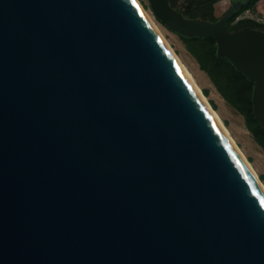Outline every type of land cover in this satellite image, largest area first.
<instances>
[{"label":"water","instance_id":"1","mask_svg":"<svg viewBox=\"0 0 264 264\" xmlns=\"http://www.w3.org/2000/svg\"><path fill=\"white\" fill-rule=\"evenodd\" d=\"M149 1L264 130V29ZM0 264H264V194L134 0H0Z\"/></svg>","mask_w":264,"mask_h":264},{"label":"rangeland","instance_id":"2","mask_svg":"<svg viewBox=\"0 0 264 264\" xmlns=\"http://www.w3.org/2000/svg\"><path fill=\"white\" fill-rule=\"evenodd\" d=\"M148 11L168 46L184 65L206 101L219 116L228 135L243 154L264 186V134L247 116L251 89L223 59L215 60V39H189L165 25L154 13L149 0H139ZM261 4L264 0H260ZM225 1L220 13L228 7ZM256 12L246 13L264 22V4ZM244 17L242 14L238 17Z\"/></svg>","mask_w":264,"mask_h":264},{"label":"trees","instance_id":"3","mask_svg":"<svg viewBox=\"0 0 264 264\" xmlns=\"http://www.w3.org/2000/svg\"><path fill=\"white\" fill-rule=\"evenodd\" d=\"M257 1L258 0H233L232 4H231V6L229 7V10H228V11L232 10V15L229 17V19L227 21L228 30H233L235 28L243 27V26H250V27H253V28L264 29V22H260V21H257L255 19H253V18H249V17H243V18L237 19L239 17V15L244 10H246V9L252 7L253 5H255V3ZM188 17H196V14L190 15ZM203 17L205 19H208V20H211V21H215L217 19V17L212 16V14L205 15ZM181 36L184 37V38H189V39H206V38L214 39L213 37H200V36L188 37V36H185V35H181ZM212 56H213V58L215 60H221V59L225 60L232 67V69L242 77L243 81L247 85H249V87L251 89V92H250V96H249V99H248L247 116L254 121L256 127L264 134V130H263V127H262L259 119H257L254 116V113H253V104H252V99H251L252 88H253V80L250 79L249 77H247L246 75H244L240 70L236 69L234 67V65L226 57L218 56L216 54V46L212 50Z\"/></svg>","mask_w":264,"mask_h":264},{"label":"bare ground","instance_id":"4","mask_svg":"<svg viewBox=\"0 0 264 264\" xmlns=\"http://www.w3.org/2000/svg\"><path fill=\"white\" fill-rule=\"evenodd\" d=\"M134 1L136 2V4L138 5V7L140 8L141 12L145 16V18L147 19V21L149 22V24L154 29V31L160 36V38L164 42L165 46L167 47L168 51L171 53V55L174 57L175 61L179 65V67H180L182 73L184 74L186 80L188 81V83L190 84V86L193 88L194 92L199 97V99L201 100V102L203 103V105L205 106V108L208 110V112L210 113V115L212 116V118L215 120V122L217 123V125L219 126V128L221 129V131L223 132V134L226 136V138L228 139V141L230 142V144L233 146V148L235 149V151L238 153V155L240 156V158L242 159V161L248 167V169L251 172L252 176L256 180L259 188L261 189L262 193L264 194V186L262 185V183L257 178L255 172L252 170L251 166L249 165V163L247 162V160L245 159V157L243 156V154L240 152V150L238 149V147L232 141L231 137L228 135V133H227L226 129L224 128V126H223V124H222L219 116L217 115V113L214 111V109H212L210 107V105L206 101L205 96L201 93L199 87L196 85V83L194 82V80L190 76L189 72L186 70V68L184 67V65L178 60V58L176 57V55L172 52V50L168 46L166 40L164 39L162 33L158 29L156 23L154 22V20L152 19V17L148 13V11L142 6V4L140 3L139 0H134ZM157 1H158L159 5L162 7V9L167 12L166 14H167L168 18L171 21H173L174 23L176 21L179 24L180 21L175 18V13L173 12V14H172L171 11L168 10L166 6H164L165 5V3H164L165 0H160V1L157 0Z\"/></svg>","mask_w":264,"mask_h":264},{"label":"flooded vegetation","instance_id":"5","mask_svg":"<svg viewBox=\"0 0 264 264\" xmlns=\"http://www.w3.org/2000/svg\"><path fill=\"white\" fill-rule=\"evenodd\" d=\"M225 1H229L228 7L220 13ZM233 0H176L175 9H180L185 16L196 14V17L210 15L220 18L228 12ZM216 19V20H217Z\"/></svg>","mask_w":264,"mask_h":264},{"label":"crops","instance_id":"6","mask_svg":"<svg viewBox=\"0 0 264 264\" xmlns=\"http://www.w3.org/2000/svg\"><path fill=\"white\" fill-rule=\"evenodd\" d=\"M260 2H261V1L258 0V1L255 3V5H253L252 7H250V8H248V9L244 10V11L241 13L242 16L252 18L251 15L246 16L245 14H246V13H249V12H252V13H253V12H256L255 10L258 9L262 4H264V1H263L262 4H261ZM241 14H240V15H241ZM240 15H239V16H240ZM241 18H243V17H241ZM237 19H239V18H237Z\"/></svg>","mask_w":264,"mask_h":264}]
</instances>
